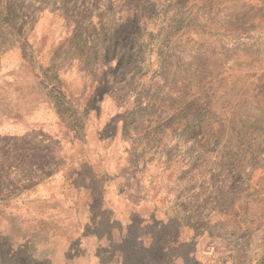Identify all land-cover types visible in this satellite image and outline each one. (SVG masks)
Returning a JSON list of instances; mask_svg holds the SVG:
<instances>
[{
  "label": "rangeland",
  "instance_id": "1",
  "mask_svg": "<svg viewBox=\"0 0 264 264\" xmlns=\"http://www.w3.org/2000/svg\"><path fill=\"white\" fill-rule=\"evenodd\" d=\"M106 186L121 264H264V0H0V264Z\"/></svg>",
  "mask_w": 264,
  "mask_h": 264
},
{
  "label": "crops",
  "instance_id": "2",
  "mask_svg": "<svg viewBox=\"0 0 264 264\" xmlns=\"http://www.w3.org/2000/svg\"><path fill=\"white\" fill-rule=\"evenodd\" d=\"M107 173H110V170H107ZM84 189V194L93 193V190L90 191L87 188ZM74 190L75 187L71 188L68 186L69 192L71 191L73 194L79 192ZM102 191L105 195H103V201L100 206L103 213H100V215L96 216L94 219L91 217L90 212V209H92V200L85 201L86 206H84V210L86 216L83 220L75 217L76 200L74 196L71 198L72 200H68V198L66 200L63 196L60 198L66 205V207H62L60 210V214H63L64 216L52 220L50 227H48L49 224L42 221V217H38V213L30 215L39 228L38 232L46 233L45 231L48 229L50 233L55 232L51 237V240L57 243V249L56 247L53 249L56 250L53 254L45 253V255H38L37 253L32 254V252H26L28 256L33 255L31 257L33 262H40V260L47 262L52 261L53 259L57 264H121V262H123V255L121 256L112 246H114L113 244H115V242L122 243L123 239L119 240L117 235H121L122 233L121 238H123L122 236H124L131 228L132 223L134 222L133 209L135 206L129 199H123L121 192L115 186H106L101 192ZM55 207L56 205L53 206V209ZM23 209L24 210H22V208L20 209L21 215H23V217L20 216L22 217L20 222H26V217H28L26 214L28 213V208ZM112 223L116 226L108 229L104 228L107 225H112ZM128 224H130V227L127 226ZM60 230H62V234L60 233ZM32 233H28V238L34 237V235H31ZM108 233H112L113 239L108 237ZM10 239L11 238H9V241L12 244ZM60 244L63 245L61 246ZM5 248H7V246ZM36 250L39 251V247H37ZM44 257L45 259H43Z\"/></svg>",
  "mask_w": 264,
  "mask_h": 264
}]
</instances>
